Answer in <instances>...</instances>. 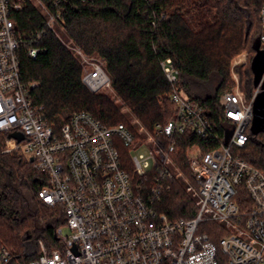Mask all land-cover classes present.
Returning <instances> with one entry per match:
<instances>
[{"label":"built area","instance_id":"2783aa9c","mask_svg":"<svg viewBox=\"0 0 264 264\" xmlns=\"http://www.w3.org/2000/svg\"><path fill=\"white\" fill-rule=\"evenodd\" d=\"M32 0H0V136L5 137L4 154L19 152L44 174L47 185L38 196L50 207L61 206L65 226L56 232L57 246L48 249L40 242V256L30 264H264V173L245 162L237 150L249 141L253 102L240 89L219 97L223 122L211 110L184 98L179 89V72L171 60L161 63L171 86L169 100L175 119L157 125L138 143L126 125L106 127L88 113L74 114L67 122L51 123L34 103L35 84L25 83L20 56L42 52V32L30 39L17 35L12 11ZM44 17L43 25L55 30L59 16L41 1L33 5ZM260 49L264 51V5L261 9ZM83 66L82 81L92 93L111 88L103 64L73 49ZM264 80V78H263ZM197 136L201 145L189 147V168L196 193L198 213L189 220L171 222L153 207L167 184L182 177L176 164L177 145L182 136ZM17 135L23 136L19 141ZM146 146L154 161L146 172L138 158H131L134 172L150 191L134 181L124 168L120 146ZM145 187V186H144ZM245 190L251 205L235 200ZM224 228L227 236L218 244L210 240L206 224ZM11 253L0 240V264H8Z\"/></svg>","mask_w":264,"mask_h":264},{"label":"trees","instance_id":"16d2710c","mask_svg":"<svg viewBox=\"0 0 264 264\" xmlns=\"http://www.w3.org/2000/svg\"><path fill=\"white\" fill-rule=\"evenodd\" d=\"M59 16L68 39L86 57L103 64L116 97L92 93L83 83V66L63 43L56 30L43 25L44 17L26 3L12 11L10 18L17 35L30 39L38 31L41 54L34 60L21 51L23 79L35 84L34 103L46 118L61 125L74 114L86 112L106 127L130 125L133 118L150 133L157 125L175 119L169 96L171 86L161 63L171 60L179 72V89L190 99L205 105L217 123L223 122L219 97L232 90V70L241 77L240 90L248 103L254 97L252 62L254 46L262 33L261 9L264 0H41ZM261 50V49H260ZM251 51L250 68L233 67V60ZM134 126L131 127V129ZM249 141L237 154L251 167L264 173V134L247 131ZM201 145L210 147L194 134L182 136L177 145L176 164L182 177L170 181L153 207L171 222L189 220L198 213L199 199L189 191L187 181H195L187 151ZM5 137L0 136V240L11 253L8 264H30L40 256V242L48 249L58 247L55 232L65 225L61 206L43 203L38 192L47 185L44 174L19 152L4 154ZM129 147L121 145L124 168L134 181L150 191V182L135 175ZM145 186V187H144ZM238 202L251 201L245 190ZM210 240L218 244L227 236L224 228L206 224Z\"/></svg>","mask_w":264,"mask_h":264},{"label":"rangeland","instance_id":"374dc122","mask_svg":"<svg viewBox=\"0 0 264 264\" xmlns=\"http://www.w3.org/2000/svg\"><path fill=\"white\" fill-rule=\"evenodd\" d=\"M40 1L41 0H32V5H34V4L39 5ZM54 28H55L56 32L58 33L59 38L73 52V49H75L77 47L74 46L73 43L68 39V37H67L64 29L62 28V26L59 23H56ZM252 58H253V53L251 51H245L233 60L232 66L233 67H236V66H242L243 67L244 66L245 68H248V67L250 68ZM231 79L233 82V84L231 85V89H233V90L238 89V88L240 89L241 77L234 70H232ZM101 93L110 96L119 106H121L122 113L129 115L128 114L129 111L125 107H122V103L116 97V94L114 93V91L112 89H110V88L105 89ZM181 95L184 98H187V95L184 92H181ZM263 95H264V91H261L260 94L257 96V102L261 100ZM256 106H257V103L255 104V107ZM258 125H259V123L256 120L254 123L255 130H259ZM126 126H128L130 129L132 126H134L135 127L134 130H133V128L131 130L135 133L138 143H144V137L146 134L144 133V127L139 123V121L131 118L130 119V125H126ZM251 128H253V125H251ZM137 146H138L137 143H134L133 145H131L129 147V153L131 155V158H138V160L140 161V163L142 165L143 170H145L146 172L152 171L153 167H154V161L150 155V149L144 145L140 146V147H137ZM132 167H133V164H132ZM133 171H134V167H133ZM62 228H63L64 236H69L70 230L65 225L62 226ZM44 245L46 246L48 244L44 243Z\"/></svg>","mask_w":264,"mask_h":264},{"label":"water","instance_id":"95a60500","mask_svg":"<svg viewBox=\"0 0 264 264\" xmlns=\"http://www.w3.org/2000/svg\"><path fill=\"white\" fill-rule=\"evenodd\" d=\"M255 50L257 51V55L254 58L252 62V71L254 74V86L256 90H260L254 99L253 102V121L252 125L253 128H251V132L254 135H258L260 133L264 134V95L261 98L260 101L257 102V96L260 94L261 91H264V51L260 50V39L257 40L254 46ZM257 103V106L255 107V104ZM258 121L259 123V130H255L254 123L255 121ZM17 138H19V141L23 139V136L17 135ZM33 160H31L32 162Z\"/></svg>","mask_w":264,"mask_h":264}]
</instances>
